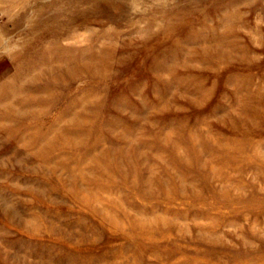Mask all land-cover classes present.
Returning a JSON list of instances; mask_svg holds the SVG:
<instances>
[{
  "label": "rangeland",
  "instance_id": "rangeland-1",
  "mask_svg": "<svg viewBox=\"0 0 264 264\" xmlns=\"http://www.w3.org/2000/svg\"><path fill=\"white\" fill-rule=\"evenodd\" d=\"M0 264H264V0H0Z\"/></svg>",
  "mask_w": 264,
  "mask_h": 264
}]
</instances>
